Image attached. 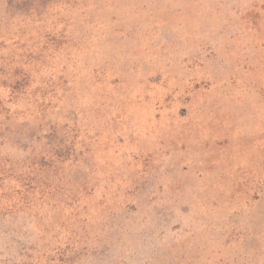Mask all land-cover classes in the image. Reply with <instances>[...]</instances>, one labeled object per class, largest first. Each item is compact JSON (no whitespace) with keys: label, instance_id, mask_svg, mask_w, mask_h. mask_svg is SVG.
<instances>
[{"label":"rangeland","instance_id":"1","mask_svg":"<svg viewBox=\"0 0 264 264\" xmlns=\"http://www.w3.org/2000/svg\"><path fill=\"white\" fill-rule=\"evenodd\" d=\"M0 264H264V0H0Z\"/></svg>","mask_w":264,"mask_h":264}]
</instances>
